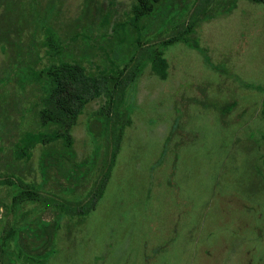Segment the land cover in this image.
I'll return each mask as SVG.
<instances>
[{"label": "rangeland", "instance_id": "1", "mask_svg": "<svg viewBox=\"0 0 264 264\" xmlns=\"http://www.w3.org/2000/svg\"><path fill=\"white\" fill-rule=\"evenodd\" d=\"M6 1L5 11L9 4L20 2L21 17L32 14L30 0ZM38 2L40 19L47 16L45 24L56 28L66 50L73 52L65 59L81 57L90 73L96 72V66L108 65L101 49L96 52L90 45L113 44L117 34L111 32V25L119 30L116 23L128 17L132 0ZM209 2L196 0L190 9L185 8L180 26L166 27L162 34L156 28L165 5L154 14L145 30L152 35L150 41L177 36L164 49L167 77L160 78L147 61L135 84L125 80L123 105L128 102L127 107L111 112L110 146L118 141L119 149L105 191L87 214L85 229H72L65 245H55L51 256L42 261L264 264V4L238 0L227 9ZM106 11L110 19L103 26L99 20ZM39 22L24 23L23 30L12 35L27 43L28 30L36 32L38 65L52 61L44 54L45 31ZM122 28L128 33L122 45L127 54L132 31L128 25ZM82 43L90 55L80 53ZM133 50L129 65L140 69L144 59L138 47ZM94 51L96 56L91 54ZM5 56L0 50V64ZM112 69L115 72L117 67ZM35 88L30 99H37ZM104 95L90 99L76 117L73 134L78 148L92 144L86 122L90 112L103 105ZM39 149L36 146L30 158L32 170ZM24 181H12V187H32ZM1 190L0 196L8 200ZM88 203L73 205L85 212Z\"/></svg>", "mask_w": 264, "mask_h": 264}, {"label": "flooded vegetation", "instance_id": "2", "mask_svg": "<svg viewBox=\"0 0 264 264\" xmlns=\"http://www.w3.org/2000/svg\"><path fill=\"white\" fill-rule=\"evenodd\" d=\"M189 1L176 0L175 4H171L170 0H158L150 12L139 15L136 22H133L131 9L135 0H132L128 17L124 21L116 23L119 30L111 25V32L117 34L113 36L114 40L111 39L110 43L113 44L108 47L104 43H97L96 47V44L90 45L96 52H98L97 49H101L100 53L108 60L106 67L96 66V72L90 73L81 57L72 58V60L64 58L73 52L66 50L65 42L61 39L56 28L49 23L45 24L43 19H46L47 16L42 15L43 18L40 19L39 10L36 9L38 0H30L32 14L29 13L28 17L24 15L21 17L20 2L9 4L8 7H11L5 11L2 6L4 4L6 6L7 1L0 0V50L6 55L4 64H0V77L4 74L9 76L6 79L0 78V187H2L1 191L5 193L3 196L8 198L6 200L0 196V264H48L47 260L42 261L41 259L51 256L55 245L63 247L68 240L69 233L71 236L72 229L78 232L85 229L84 221L87 214L96 207L98 200L102 197L113 165H115L119 149L118 141V145L112 143L114 147L117 146L115 156L109 174L102 182L105 160L114 150L109 141L110 128L114 124L111 114L119 107L121 109L127 107L126 104H128L127 102L123 105L128 89L125 80H131L132 83L134 81L135 84L147 61L150 69L160 78L165 79L168 74L169 62L164 56V49L177 36H164L150 41L148 38L150 33L147 34L145 30L162 4L165 5L166 11H162L161 19H164L162 23L160 19L156 33L162 34L166 27L177 29L185 8L186 10L190 9L196 4V0H193L191 6L184 4ZM249 1L254 4L260 2L264 4V0ZM213 2L217 6L224 4V8L228 9L235 6L238 0H211L209 4ZM48 5L49 3L44 7L46 8ZM109 19L110 13L106 11L101 15L99 23L106 26ZM34 22H39L45 31L41 44L45 47L44 54L50 56L52 60L40 65H38V61L41 54L38 52V43L34 39L36 32L28 30L29 40L27 43H22L12 37L23 30L21 26L24 23L32 25ZM182 23L184 24V20ZM125 25H128L132 31L129 41L131 48L127 54L122 49V45L128 39L127 29L122 28ZM188 25L189 23L186 27ZM113 29L114 31H112ZM102 32L101 34L106 35L105 31ZM79 34L75 33L74 36ZM81 35L85 37L88 34L81 33ZM54 39L57 40L55 46L60 47L58 53L53 51L54 45L51 41ZM167 40L169 41L167 42ZM115 43L117 49L113 52ZM84 44L80 45L82 48L80 53H88ZM134 47L141 50L138 53L141 52V58L144 59L140 69L138 66L137 69H131L129 65L135 55ZM144 48L151 52L160 50L166 61L164 76H160L152 68L149 58L151 52L146 54ZM95 51L91 53L93 56H96ZM33 53L35 57H32ZM77 60L82 66V74L75 86L77 93L73 96L74 99H71L75 102L77 111L70 126L60 128L56 126L52 114H48L46 117L40 115L45 95L49 91L46 71L49 67L58 65L59 61ZM208 61L207 57L206 63ZM113 65L117 67L115 72L112 69ZM230 75L238 79L234 74ZM33 85L37 86L35 90L39 92L36 94L37 99H30ZM102 92L105 94L103 105L100 104L94 108L86 122V130L92 137V144H90V148L85 145L78 148L73 134L76 117L84 110L85 103L98 97ZM129 106L131 108L132 102ZM112 120L113 123L109 122ZM129 122L127 120V124ZM36 146H40V149L37 164L33 167V170L37 171H34L35 174H33L29 165ZM22 179L25 180L24 182L30 181L32 187L26 186L21 188L22 190L12 187V181ZM86 201L89 203L85 212L81 208L76 209L73 205L77 203L78 206H82ZM60 241L64 244H61Z\"/></svg>", "mask_w": 264, "mask_h": 264}, {"label": "trees", "instance_id": "3", "mask_svg": "<svg viewBox=\"0 0 264 264\" xmlns=\"http://www.w3.org/2000/svg\"><path fill=\"white\" fill-rule=\"evenodd\" d=\"M158 0H135L132 6L133 22H136L137 18L141 14H146L150 12L154 4ZM55 38V37H54ZM169 40H167L168 42ZM53 43V51L58 53L60 51L57 44V40L51 41ZM152 68L160 75H165L166 61L161 55L160 50H154L149 56ZM48 81H49V91L45 95L43 106L40 110V115L43 117L52 114L57 127L67 128L74 119L75 112L77 108L75 107V102L73 96L77 93L76 83L79 81L78 78L82 74V66L79 61H59L58 65L49 67L46 71ZM31 141V140H30ZM118 145V144H117ZM111 151V155L105 160L102 182L109 174V169L112 165L115 151Z\"/></svg>", "mask_w": 264, "mask_h": 264}]
</instances>
